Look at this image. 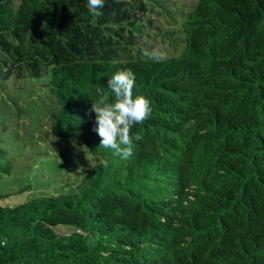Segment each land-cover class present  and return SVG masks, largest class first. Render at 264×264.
<instances>
[{"label":"trees","instance_id":"trees-1","mask_svg":"<svg viewBox=\"0 0 264 264\" xmlns=\"http://www.w3.org/2000/svg\"><path fill=\"white\" fill-rule=\"evenodd\" d=\"M162 1L105 0L95 16L87 0H0L5 76L42 81L52 133L100 156L72 192L0 205V264H264V0H197L177 55L111 56L106 31L174 34L152 24ZM123 68L151 106L127 160L99 147L90 111L98 86L114 102ZM13 165L0 145V174Z\"/></svg>","mask_w":264,"mask_h":264},{"label":"rangeland","instance_id":"rangeland-1","mask_svg":"<svg viewBox=\"0 0 264 264\" xmlns=\"http://www.w3.org/2000/svg\"><path fill=\"white\" fill-rule=\"evenodd\" d=\"M196 1L163 0L160 4L169 5V14L157 5L151 9L152 24L175 28L172 35L155 34L147 27L142 32L132 31V34L116 30L123 35L121 39L106 31L112 36L109 43L112 49L108 48L110 55L113 56L116 51L121 58L129 59L139 45L149 49L161 48L167 56L177 55L184 45L183 32L178 29L179 22ZM108 26L116 29L118 24L109 23ZM3 36L11 42H19L10 31L3 32ZM2 54L0 50V57ZM4 68L0 65V145L6 150L7 158L13 159L14 165L8 173L0 174V192L5 193L0 195V205L12 206L36 195L74 191L84 171L98 162L100 156L91 154L77 138L61 139L52 133L51 120L58 105L42 81L25 74L22 77H17L15 73L5 76Z\"/></svg>","mask_w":264,"mask_h":264},{"label":"clouds","instance_id":"clouds-1","mask_svg":"<svg viewBox=\"0 0 264 264\" xmlns=\"http://www.w3.org/2000/svg\"><path fill=\"white\" fill-rule=\"evenodd\" d=\"M105 0H87L90 14L102 15L100 9ZM143 53L153 61H164L167 53L161 48H144ZM7 71V68L3 69ZM135 74L129 68L117 70L107 79V88L114 96L109 102L102 86L96 88L97 99L92 100L90 111L95 114V128L100 137L99 147L110 150L114 155L127 160L134 154V141L141 136L130 134L136 124L143 123L151 114L150 101L143 96H134Z\"/></svg>","mask_w":264,"mask_h":264}]
</instances>
